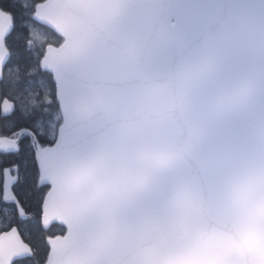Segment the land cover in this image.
<instances>
[{
    "label": "snow or ice",
    "instance_id": "1",
    "mask_svg": "<svg viewBox=\"0 0 264 264\" xmlns=\"http://www.w3.org/2000/svg\"><path fill=\"white\" fill-rule=\"evenodd\" d=\"M0 264H264V0H0Z\"/></svg>",
    "mask_w": 264,
    "mask_h": 264
}]
</instances>
